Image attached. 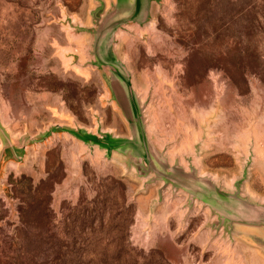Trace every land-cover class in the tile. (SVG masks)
Segmentation results:
<instances>
[{
    "label": "rangeland",
    "instance_id": "374dc122",
    "mask_svg": "<svg viewBox=\"0 0 264 264\" xmlns=\"http://www.w3.org/2000/svg\"><path fill=\"white\" fill-rule=\"evenodd\" d=\"M96 3L0 0V264H264V228L223 232L149 165L51 133L129 136L69 29ZM117 42L162 162L264 209V0H161Z\"/></svg>",
    "mask_w": 264,
    "mask_h": 264
},
{
    "label": "water",
    "instance_id": "95a60500",
    "mask_svg": "<svg viewBox=\"0 0 264 264\" xmlns=\"http://www.w3.org/2000/svg\"><path fill=\"white\" fill-rule=\"evenodd\" d=\"M157 2L160 7L161 0ZM95 12L101 13L97 17ZM89 16L91 27L69 26L71 36L73 33L87 35L89 39L88 47L85 49L87 60L82 67H91L98 72L106 91L105 101L119 113L129 136L115 135L110 131L102 132L99 129L93 134L64 127H54L51 133L66 132L84 144L94 145L103 150L106 157L113 153L125 158L130 156L136 159L135 166L139 171L149 165L155 179L163 183L165 191L169 189L171 195L184 194L187 197L186 208L200 204L215 218L213 227H220L223 232L227 228L230 229L233 224L264 228V209L240 198L237 194V184H234L233 195L221 192L219 187L202 177H192V183L188 184L190 170L185 171L174 163L162 162L161 155L148 145L143 105L133 90L131 74L118 56L116 46L119 34L124 32L126 27L143 28L152 18L144 20L143 23L137 15L132 16L123 12L119 5L106 10L101 0H97ZM216 228L218 232L219 229Z\"/></svg>",
    "mask_w": 264,
    "mask_h": 264
},
{
    "label": "crops",
    "instance_id": "0c3cea01",
    "mask_svg": "<svg viewBox=\"0 0 264 264\" xmlns=\"http://www.w3.org/2000/svg\"><path fill=\"white\" fill-rule=\"evenodd\" d=\"M104 4V7L106 10L110 9L112 6H120L121 10L125 13H128L129 15H137L140 17L141 22L144 23V20L151 19L153 15L156 13V11L159 9V3L157 0H101ZM86 28L91 27V18L85 19V22L83 25H80ZM86 36V34H77L73 33L72 37H82ZM82 52L83 59L87 60L85 50H80ZM85 62L82 64V66L85 64ZM81 66V67H82Z\"/></svg>",
    "mask_w": 264,
    "mask_h": 264
}]
</instances>
